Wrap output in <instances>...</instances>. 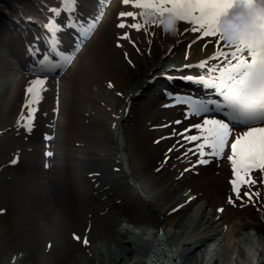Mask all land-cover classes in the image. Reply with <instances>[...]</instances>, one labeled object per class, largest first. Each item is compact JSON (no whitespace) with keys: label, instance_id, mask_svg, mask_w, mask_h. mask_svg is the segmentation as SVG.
Returning a JSON list of instances; mask_svg holds the SVG:
<instances>
[{"label":"bare ground","instance_id":"bare-ground-1","mask_svg":"<svg viewBox=\"0 0 264 264\" xmlns=\"http://www.w3.org/2000/svg\"><path fill=\"white\" fill-rule=\"evenodd\" d=\"M107 1L78 0L76 22L96 23L92 39L65 27L58 33V53L72 59L41 73L29 55L53 52L45 25L61 0H0V264H264V185L252 187L260 193L252 201L243 197L242 186L243 199H237L229 149L199 164V154L188 150L202 141L189 143L178 135H199L193 125L204 117L191 115L176 97L222 98L210 97L213 89L194 82L172 80L171 87L154 70L181 61L195 77L205 75L199 64L221 63L210 58L223 42L187 31L192 26L183 21L175 36L154 24L145 26L147 32L120 29V22L143 23L144 9L133 7L134 0H109L104 7ZM121 12L136 17H120ZM61 15L56 23L65 25L67 14ZM124 33L129 39H118ZM22 44L30 48L22 50ZM141 65L146 74L137 81L133 76L132 84L142 82L131 85L124 72ZM36 79L45 81L44 91L30 109L26 88ZM120 100L125 106L118 111ZM125 129L149 175L135 186L138 194L119 182L117 175L127 174L123 165L115 171L104 167L109 154L123 162L117 152ZM245 130L234 126L233 135ZM76 166L84 171L85 186L73 176ZM252 176L258 179V171ZM147 200L163 217L160 223L145 212Z\"/></svg>","mask_w":264,"mask_h":264},{"label":"snow or ice","instance_id":"snow-or-ice-1","mask_svg":"<svg viewBox=\"0 0 264 264\" xmlns=\"http://www.w3.org/2000/svg\"><path fill=\"white\" fill-rule=\"evenodd\" d=\"M61 2V8L50 9L54 17L50 18V22L45 25V28L51 33L49 44L53 52H56L57 46L60 44L58 33L65 27L79 28L83 37H89L96 27L95 22L88 24L76 22L75 13L78 0H61ZM252 2L253 0H134L133 2V7L153 9L161 18L168 14H174L180 21L192 26L187 31L201 32L202 37H218V40L223 42L224 47L210 58L214 61H221V63L210 65L208 60L202 61L199 67L206 70L205 75L195 78L193 76L184 77L188 81L213 89L222 98V102L184 96L176 97L177 103L190 107L191 115L204 117L202 123L193 125L200 133L199 135H185L184 133L178 135H181L189 143L202 141V143L196 144L195 149L188 150L199 154V164L210 162L208 159H204L206 155L222 158L225 150L229 149L228 159L235 177L230 181L233 186L232 190L237 199L242 200L243 197H247L249 201L253 200V196H260L259 192L251 191L252 187L258 183L264 185V127L257 126L264 124V40L258 44L249 43L246 40H242L236 45L228 44L219 31L218 22L225 13L239 4H251ZM123 3L128 4L129 0H123ZM62 13L67 14V22L63 26L57 24L55 20V17H59ZM140 15L142 16V12ZM119 16L135 19L136 14L121 12ZM152 24L160 27V22ZM146 25H148L146 21L128 25L120 22L117 27L120 29L130 27L138 32L144 29L147 32ZM259 26L264 28V17H261ZM118 39L128 40L129 35L124 33ZM117 46L121 45L117 44ZM227 49L234 50L228 51ZM57 54L61 55L63 64H53L45 58L38 61L41 65L39 69L41 73L57 67L62 68L72 59L71 56ZM44 84V80L36 79L31 81L26 88V96L31 97L27 104L30 109L33 104H38L42 99ZM109 86L111 87V85ZM34 111L32 109L31 115H34ZM218 113L223 114L227 119L218 118ZM234 126H240L246 130L234 136ZM188 131L189 129H185V132ZM230 138L232 142L229 144ZM206 148L210 151L205 152ZM15 162V160L12 161V163ZM257 171L258 179L252 176V173ZM242 186L246 188L243 197L241 196ZM229 203H233L231 198ZM84 243H88L87 239L84 240Z\"/></svg>","mask_w":264,"mask_h":264},{"label":"clouds","instance_id":"clouds-1","mask_svg":"<svg viewBox=\"0 0 264 264\" xmlns=\"http://www.w3.org/2000/svg\"><path fill=\"white\" fill-rule=\"evenodd\" d=\"M261 17H264V0H253L251 4L242 3L219 19V31L228 44L236 45L242 40L258 44L264 40V28L259 26ZM142 18L148 24L160 22L163 33L167 35L175 36L179 31L181 21L174 14L161 18L155 10L144 9Z\"/></svg>","mask_w":264,"mask_h":264},{"label":"rangeland","instance_id":"rangeland-1","mask_svg":"<svg viewBox=\"0 0 264 264\" xmlns=\"http://www.w3.org/2000/svg\"><path fill=\"white\" fill-rule=\"evenodd\" d=\"M36 10V11H35ZM32 12H34L35 15L38 14V11L35 7L33 9H31ZM78 12V11H77ZM65 19L63 18L62 21H64ZM64 24V22H63ZM8 34V32H7ZM7 34H4L5 36ZM11 35L12 37L14 36H19V31L18 30H11ZM9 35V36H11ZM21 48L23 50V44L21 45ZM139 69L137 70L136 68H133L131 67V69L129 70V73L128 72H124V76L126 78V80H129L131 78V85H134V84H138V83H141V82H138V83H133V80H132V77L133 76H136V81L137 80H140L141 78H144V74H146V69L144 66H139L138 67ZM155 69L154 70H162L164 68V64L161 65V67H154ZM145 69V70H144ZM151 68H149L150 70ZM159 73V71H158ZM166 85V84H165ZM125 90H131L130 87H126ZM125 101L123 100H120L118 101V103L116 104L117 106V110L120 111L124 108L125 106ZM128 126H132V122L129 121L127 123ZM124 137H122V147L120 149L119 152H117V154H119V156L121 155L122 159H123V162L120 163L119 160L117 159L116 155H112V154H109V160L107 161H104V167H106V169H112V170H117L119 168H121V165H123L127 171V174H123V176H118V180L119 182L124 186V187H129L127 188L128 190H131L132 192H135V194H138V190L137 188L135 187L136 185H140L143 183V181H148L149 179V175L147 174L146 176V172L145 170L143 169V167L141 166L142 163H140V161H138V157L136 156L137 155V150L135 148V143H134V139H133V136L132 134L128 131V129H125V133H124ZM179 144V143H178ZM230 144V143H229ZM60 147H62L60 144H59ZM64 151H62L61 155H60V159L61 158H64L65 155L63 154ZM229 150L226 151V153H228ZM79 167H75V171H73V176H75L76 180H77V183L80 184V186H85V182H84V179H83V174H84V171L79 168ZM145 179V180H144ZM152 181V180H151ZM149 201V200H147ZM153 207H154V204L152 201H149ZM150 203H147L149 207L146 208L145 212L147 211V213L149 215H151V220L156 223H160V220H162V216L158 215V214H154L156 213L154 210L155 207L153 208L152 205H150ZM150 220V219H149ZM252 230V229H251ZM253 231V230H252Z\"/></svg>","mask_w":264,"mask_h":264}]
</instances>
